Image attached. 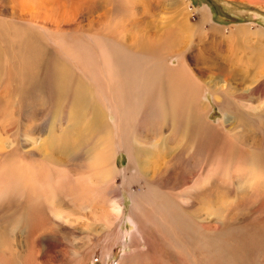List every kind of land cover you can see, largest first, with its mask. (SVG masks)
Masks as SVG:
<instances>
[{
    "label": "rangeland",
    "instance_id": "374dc122",
    "mask_svg": "<svg viewBox=\"0 0 264 264\" xmlns=\"http://www.w3.org/2000/svg\"><path fill=\"white\" fill-rule=\"evenodd\" d=\"M122 1L101 35L0 2V264H264V0Z\"/></svg>",
    "mask_w": 264,
    "mask_h": 264
},
{
    "label": "bare ground",
    "instance_id": "6f19581e",
    "mask_svg": "<svg viewBox=\"0 0 264 264\" xmlns=\"http://www.w3.org/2000/svg\"><path fill=\"white\" fill-rule=\"evenodd\" d=\"M102 1H104V0H1L0 2L4 3L3 7L11 9L10 16L12 19H16L17 21H20L22 23L32 24V27L34 26V28L36 27V28H38V29H40L46 33H51V34H54V32L51 29H57L60 27V24H64L65 22L74 23L78 20L79 15H81L83 13L86 16V17L84 16L86 19V25L81 26V24L76 23V24H74V28L86 30V31H91V32L94 31V32L98 33L99 35H101L104 32L103 31L104 26L102 25L103 19H104V17H106L108 15V12L110 11V10H108V11L102 12V9H99ZM122 2H124L123 4H126V5L130 4L132 7H135L137 5V3L133 2V0H123ZM166 3L167 4H165V5H167L169 8L175 9L176 11L179 8H181V11L182 12L184 11V8H182V6H183L182 0H166ZM187 15H188V12H187ZM81 17H83V16H81ZM187 17H189V16H187ZM201 17H202V21H207L209 18L208 15H206V13H204V12L199 13V18H201ZM179 21H180V19H178L176 17V19L175 18L172 19L168 24H166V25L164 24L161 28H159V32H157L156 29L154 28V31L152 30L153 31L152 34L158 35L157 41L166 40L168 43H170L172 46H174L175 48H177L179 50L180 46H179L178 40H181L185 35L189 36L192 33L188 29L189 23H188V20L186 18L185 12L183 15V22H184L183 27L181 25H178ZM207 22H209V21H207ZM209 23H210L209 26H211L213 28L212 23L211 22H209ZM139 24H142V23H139ZM145 26H146V24H145ZM83 27H84V29H83ZM109 27H110V25H109ZM130 27L132 28L133 26H130ZM97 28H100V29H97ZM146 29H147V27L143 28L141 30V32L138 31L139 36L136 38L135 37L132 38L133 43L137 45V48H135V50L138 52H142L143 50L151 48V42H150L151 36L149 34L147 35V33H145ZM215 29H217V28H215ZM238 29H240V28H238ZM244 29L245 28L240 29V30H244ZM113 30L114 29H112V31H110V32H107V35L111 38H114V36L116 34L115 32H113ZM240 30L234 31L232 38L235 37L238 39L239 36L245 35V32H241ZM253 32L257 36H258V33L259 34L263 33L259 29H256V28H255V31H253ZM241 39H243V37H241ZM191 42H192V39H191V41H189V43L191 44ZM189 43H187L188 47H185V48H195V47H192L193 45L191 46ZM250 43H253V42L251 41ZM260 44H258V45L251 44L249 46L247 44H246V46L244 44H242V45H239L238 47H239V50L249 49L250 53H253L254 54L253 56L256 57V61H260L261 63H264V51H263V49L261 50L262 46ZM236 46H237V44H236ZM3 47L6 48V46H3ZM49 49H50V47L48 45H43L41 47H38L37 54L39 56L43 57L45 54H47ZM3 50H4V48H1V46H0V54H6L5 52H3ZM227 50H230V49H227ZM174 52H176V51L174 50ZM178 52L179 51L176 52L177 55H178ZM240 53L242 54L243 51ZM244 53H245V51H244ZM235 57L236 56H234V58ZM234 58L232 56H228V57L224 56V58H217V61H214L213 66H214L216 71L223 72L222 69L225 66V59H234ZM237 59L245 61L246 57L244 55H241ZM263 68H264V66L262 67V69ZM233 69L237 71V69L235 67H233ZM261 71H263V70H261ZM192 75H194V74H192ZM84 94L85 93H84L83 89L82 88L79 89V96L80 97H78V98L79 99L83 98ZM100 116L101 115L99 114V118L97 119L96 123H97V125H99V127L101 129H103V127H102L103 126V122H102L103 119L101 120ZM134 150L136 151V149H134ZM136 153L138 155V150L136 151Z\"/></svg>",
    "mask_w": 264,
    "mask_h": 264
}]
</instances>
